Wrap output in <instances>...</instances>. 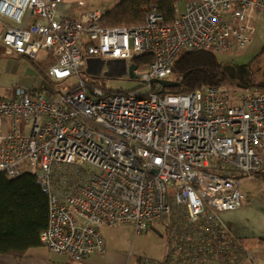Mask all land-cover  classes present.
Segmentation results:
<instances>
[{
    "label": "built area",
    "instance_id": "built-area-1",
    "mask_svg": "<svg viewBox=\"0 0 264 264\" xmlns=\"http://www.w3.org/2000/svg\"><path fill=\"white\" fill-rule=\"evenodd\" d=\"M62 2L0 0V16L14 23L0 36L7 54L34 60L52 50L57 59L47 90L0 97V175L30 173L48 195L41 244L81 262L105 252L103 230L140 234L162 223L169 252L159 264H228L223 256L240 248L219 214L242 206V184L264 167V86L165 94L153 81L168 80L184 51L244 50L264 23V0H177L170 24L150 7L137 27H103L102 10L59 17ZM28 11L38 21L21 27ZM146 54L137 88L84 79L89 57L131 65Z\"/></svg>",
    "mask_w": 264,
    "mask_h": 264
},
{
    "label": "trees",
    "instance_id": "trees-1",
    "mask_svg": "<svg viewBox=\"0 0 264 264\" xmlns=\"http://www.w3.org/2000/svg\"><path fill=\"white\" fill-rule=\"evenodd\" d=\"M176 1L121 0L104 12L101 25L141 26L145 23L150 7H157L165 23L170 24L175 18ZM152 60V55L146 54L135 59L134 63L139 67L151 63ZM84 79L91 85L105 88L109 78L91 77L84 73ZM165 81L166 84L155 83L153 86L158 85L161 93L165 94H187L205 87L225 85L227 77L221 70L216 53L184 51L174 60L171 77ZM261 86H264V83ZM47 89L45 83L40 91ZM256 177L264 182V172L257 173ZM48 223L49 198L37 184L35 176L25 173L9 179L0 175V256L9 255L20 260L30 249L40 247V237L48 228ZM227 236L230 237L229 234ZM240 253L241 248L223 257L228 264H239L240 261L237 262L236 257H239Z\"/></svg>",
    "mask_w": 264,
    "mask_h": 264
},
{
    "label": "crops",
    "instance_id": "crops-1",
    "mask_svg": "<svg viewBox=\"0 0 264 264\" xmlns=\"http://www.w3.org/2000/svg\"><path fill=\"white\" fill-rule=\"evenodd\" d=\"M120 1L63 0L57 14L59 17L79 20L87 12L106 11ZM36 21L38 18L28 11L21 27H27ZM41 22L44 23V21ZM10 25H14L10 18L0 16V36ZM56 61L52 50L41 51L34 60H30L8 55L5 47L0 43V97H12L16 87L33 91L41 90L45 83L48 87L46 74ZM258 152L264 161V149ZM260 172H264V167ZM241 190L244 195L242 206L235 211L220 213L219 217L230 237L241 248L239 264H264V182L255 176L252 180L244 182ZM105 244L103 254L92 256L81 262L53 254L41 244L40 247L30 249L20 260L9 255L0 256V264H129L127 256L110 251L106 240Z\"/></svg>",
    "mask_w": 264,
    "mask_h": 264
},
{
    "label": "rangeland",
    "instance_id": "rangeland-1",
    "mask_svg": "<svg viewBox=\"0 0 264 264\" xmlns=\"http://www.w3.org/2000/svg\"><path fill=\"white\" fill-rule=\"evenodd\" d=\"M221 70L226 75V86L235 89L248 86H261L264 83V24L257 23L252 42L238 52L217 54ZM143 65L139 69L143 71ZM141 86L137 80L128 77L106 80L110 90H131ZM56 91L70 90L68 82H55ZM107 247L116 254L125 255L129 264H159L168 258L169 241L165 225L158 223L147 232L135 234L130 225H119L102 231Z\"/></svg>",
    "mask_w": 264,
    "mask_h": 264
},
{
    "label": "water",
    "instance_id": "water-1",
    "mask_svg": "<svg viewBox=\"0 0 264 264\" xmlns=\"http://www.w3.org/2000/svg\"><path fill=\"white\" fill-rule=\"evenodd\" d=\"M137 66L135 64L128 65L123 59H101L98 57H89L86 59L85 74L91 77H103L119 79L128 77L130 80H136L134 71ZM157 84H166V81H153Z\"/></svg>",
    "mask_w": 264,
    "mask_h": 264
}]
</instances>
